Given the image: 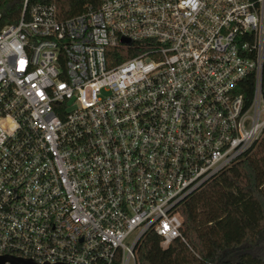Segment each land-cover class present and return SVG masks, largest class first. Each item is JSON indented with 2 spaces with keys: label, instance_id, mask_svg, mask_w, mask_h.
<instances>
[{
  "label": "built area",
  "instance_id": "2783aa9c",
  "mask_svg": "<svg viewBox=\"0 0 264 264\" xmlns=\"http://www.w3.org/2000/svg\"><path fill=\"white\" fill-rule=\"evenodd\" d=\"M61 1L0 26V258L136 264L264 133V0Z\"/></svg>",
  "mask_w": 264,
  "mask_h": 264
},
{
  "label": "trees",
  "instance_id": "16d2710c",
  "mask_svg": "<svg viewBox=\"0 0 264 264\" xmlns=\"http://www.w3.org/2000/svg\"><path fill=\"white\" fill-rule=\"evenodd\" d=\"M22 3L0 0V26L19 19ZM97 5L98 0L58 3L61 18ZM179 211L185 242L174 240L163 249L160 238L148 232L135 249L136 264H264V133L242 159L190 195Z\"/></svg>",
  "mask_w": 264,
  "mask_h": 264
},
{
  "label": "water",
  "instance_id": "95a60500",
  "mask_svg": "<svg viewBox=\"0 0 264 264\" xmlns=\"http://www.w3.org/2000/svg\"><path fill=\"white\" fill-rule=\"evenodd\" d=\"M123 43H127V40L123 39L122 40ZM5 259H8L11 263H17V264H31L30 262L27 261H23V260H16V259H11V258H0V264H2L4 262Z\"/></svg>",
  "mask_w": 264,
  "mask_h": 264
}]
</instances>
